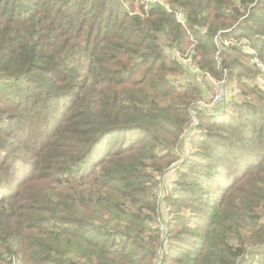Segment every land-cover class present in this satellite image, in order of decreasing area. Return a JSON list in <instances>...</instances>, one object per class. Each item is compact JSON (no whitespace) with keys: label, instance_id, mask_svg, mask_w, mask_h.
<instances>
[{"label":"trees","instance_id":"trees-1","mask_svg":"<svg viewBox=\"0 0 264 264\" xmlns=\"http://www.w3.org/2000/svg\"><path fill=\"white\" fill-rule=\"evenodd\" d=\"M163 1L0 0V264H264V90L246 81L264 0ZM195 41L244 99L193 107L183 157L202 94L172 85L171 51ZM165 179L176 215L161 218Z\"/></svg>","mask_w":264,"mask_h":264},{"label":"built area","instance_id":"built-area-1","mask_svg":"<svg viewBox=\"0 0 264 264\" xmlns=\"http://www.w3.org/2000/svg\"><path fill=\"white\" fill-rule=\"evenodd\" d=\"M143 3L145 5L147 4H155L160 3L166 7V9L171 12L172 9H170V6L167 4L165 5L163 0H143ZM177 19L179 22L185 26H187V21L185 18V13L182 10H178L175 13ZM188 29V28H187ZM221 31L220 33H222ZM193 39V38H192ZM223 39V38H222ZM222 39H217V43L223 42L225 46L230 45H237L241 47L246 53H252L253 48L250 45V42L247 38H233V37H227ZM196 45L193 44L190 49H188L186 52H181L178 49H174L171 51L172 56L178 60L185 68V71L183 74H177L175 76H171V83L174 87L177 89L183 90L186 88V85L188 84H194L199 87L201 90L202 96L197 97L192 104V115H191V121L186 129V131L182 135V142L184 143V153L182 156H189L193 152L192 148V141L194 135L197 134L196 131V125H197V118H196V112L194 111L193 107L200 110H205V112H218L223 109H230L233 103L237 100H242L244 97L242 95H238L236 85L233 81L229 80L226 74V71L224 73V76L221 78L215 77L213 74H211L208 71H203L199 65L196 63V61L193 59V52ZM252 62L255 63L261 70H262V77L260 80H264V63L257 57L252 58ZM260 87L263 88V85L259 84ZM217 91H220L219 94H217ZM177 161L173 162L171 167H173ZM159 178V177H158ZM174 185L173 179H165L163 182L158 183L156 187H154L153 191L155 195L158 198L159 203H161V212L163 216H175V211L172 210L171 206H169L166 201L165 197L168 193V190H170ZM169 217V218H171ZM159 226L161 229V235L164 234L165 231V224L164 222H160V219L158 217ZM168 242L165 241V244L163 247L159 246L157 249L156 255L158 257H161L163 253H167L168 251ZM159 259L156 258L154 262H157ZM8 262H11V264H19V260L15 257L8 258L5 264H8Z\"/></svg>","mask_w":264,"mask_h":264},{"label":"rangeland","instance_id":"rangeland-1","mask_svg":"<svg viewBox=\"0 0 264 264\" xmlns=\"http://www.w3.org/2000/svg\"><path fill=\"white\" fill-rule=\"evenodd\" d=\"M262 75H263V73H262V70H261V73H259V75L257 76V77H255V79L253 78L252 80H250V79H247L246 81L247 82H250V83H252V84H257V85H259V84H261V85H263V90H264V80H260V78L262 77ZM232 81V80H231ZM234 82V84L236 85V89H237V92H238V95L240 96V95H242V91H240V90H242V88L241 87H239V86H237V83H236V81H233ZM220 93V91H217V94H219ZM93 157V156H92ZM94 159V157L92 158V160Z\"/></svg>","mask_w":264,"mask_h":264}]
</instances>
